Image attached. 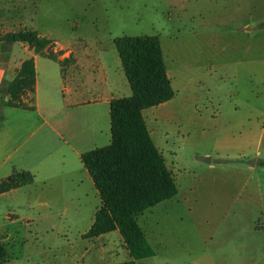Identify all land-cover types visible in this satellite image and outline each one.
Here are the masks:
<instances>
[{"label":"rangeland","instance_id":"rangeland-1","mask_svg":"<svg viewBox=\"0 0 264 264\" xmlns=\"http://www.w3.org/2000/svg\"><path fill=\"white\" fill-rule=\"evenodd\" d=\"M35 1L6 3L12 2L11 8L16 7L14 16H21L30 26ZM237 3L238 0H41L36 5L33 23L62 38L73 36L77 30L90 40L109 41L107 46L112 48L113 40L122 36L160 39L175 95L165 106L149 108L145 117L153 129V141L173 172L178 195L153 208L155 213L149 221H140L156 253L140 264H242L241 249L250 245L261 250L259 264H264L262 236L200 235L204 225H200L197 215H189L188 207L195 154L204 156L224 122H237L253 107L264 105V29H259L264 10L251 11L250 16L248 12H235ZM246 24L251 26L244 31ZM256 58L262 61L259 67L235 64ZM4 88L5 83L0 86V96ZM245 156L243 161H248L250 157ZM200 162V167H207ZM4 178L0 172V181ZM70 178L80 179L82 175L76 172ZM175 200L179 201L177 205ZM99 206V197L87 179L74 186H36L33 192L18 190L11 196H2L0 264H72L74 253L80 251L79 238L89 230ZM13 212L17 217L10 214ZM237 227L238 223L233 222L232 228Z\"/></svg>","mask_w":264,"mask_h":264},{"label":"crops","instance_id":"crops-1","mask_svg":"<svg viewBox=\"0 0 264 264\" xmlns=\"http://www.w3.org/2000/svg\"><path fill=\"white\" fill-rule=\"evenodd\" d=\"M36 1L33 2L34 20L38 11L36 5L41 0L38 4ZM6 2L0 0V86L13 80L21 64L32 59L35 88L34 93L22 97V102L34 110L2 107V102L7 98L1 97L4 89L1 90L0 108L4 120L0 123V172L4 173L5 178L14 172H29L34 176V187L32 184L14 189L0 194V198L11 196L18 190L33 192L36 186L50 189L68 183L74 186L84 183L86 179L93 185L83 168L81 156L109 145L110 101L132 94L114 43V48L108 47L109 41L90 40L77 33V30L73 36L62 38L56 32L42 31V27L34 24L33 19L30 20L31 25L27 26L21 16H14L16 7L11 8L12 2L9 5ZM261 8L264 10V0H238L235 12H248L251 16L249 12L259 13ZM248 26L251 25L246 24L243 30ZM74 28L77 29V26ZM23 29L33 30L38 36L49 40V47L35 53L25 43L4 40L6 34ZM226 44L228 47L229 43ZM47 50L52 52L54 58L47 56ZM246 63L258 67L262 65V61L257 58L248 62H235L237 65ZM167 75L171 80L168 72ZM148 110H144L142 115L153 140V129L148 126L145 117ZM250 111L249 115L237 122H221L222 131L212 141V147L205 149L202 157L195 154L188 207L189 215H197L202 221L200 225H204L203 230L199 231L200 235L231 237L236 233L264 238V167L258 164L264 161V105L253 107ZM227 141L230 145L224 144ZM245 155L254 159L253 165L250 158L243 161ZM205 157L209 158L205 160ZM200 161L207 167H200ZM228 164L230 167L225 168ZM76 172L83 179L70 178ZM94 194H97L95 188ZM173 203L177 205L179 201ZM156 206L138 216L141 228L140 221H149L155 213L152 209ZM163 209L162 213H165ZM10 214L17 217L16 212ZM233 222L238 223L235 230L232 228ZM81 236L80 251L74 253L72 264H118L130 259L120 235L114 237L104 234L94 238ZM243 248L242 264L261 263V258H258L261 250L258 247L250 245Z\"/></svg>","mask_w":264,"mask_h":264},{"label":"trees","instance_id":"trees-1","mask_svg":"<svg viewBox=\"0 0 264 264\" xmlns=\"http://www.w3.org/2000/svg\"><path fill=\"white\" fill-rule=\"evenodd\" d=\"M259 27L264 28V22ZM4 40L25 43L35 53L42 52L50 44L29 29L8 33ZM113 43L132 94L110 101L109 145L81 156L83 168L100 199V207L84 238L117 231L130 257L118 264H139L156 253L138 224V216L177 194L172 172L151 139L142 112L170 101L175 92L167 75L158 36H122L115 38ZM47 56L54 58L49 50ZM34 88V62L29 59L21 64L14 79L5 83L8 95L1 96L7 98L2 107L34 110L22 102V97L34 93ZM3 120L0 108V123ZM258 164L264 167V161ZM33 183L31 173L14 172L0 181V194Z\"/></svg>","mask_w":264,"mask_h":264},{"label":"water","instance_id":"water-1","mask_svg":"<svg viewBox=\"0 0 264 264\" xmlns=\"http://www.w3.org/2000/svg\"><path fill=\"white\" fill-rule=\"evenodd\" d=\"M2 95L7 96V95H8L7 91H6V90H3V91H2ZM253 164H254V161H252V165H253Z\"/></svg>","mask_w":264,"mask_h":264}]
</instances>
